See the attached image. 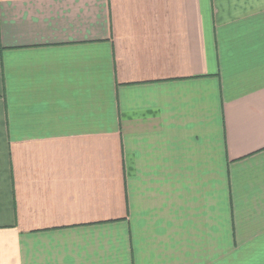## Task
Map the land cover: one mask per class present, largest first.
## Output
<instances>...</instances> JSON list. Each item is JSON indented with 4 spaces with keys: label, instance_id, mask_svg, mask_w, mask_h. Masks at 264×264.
Masks as SVG:
<instances>
[{
    "label": "crops",
    "instance_id": "0c3cea01",
    "mask_svg": "<svg viewBox=\"0 0 264 264\" xmlns=\"http://www.w3.org/2000/svg\"><path fill=\"white\" fill-rule=\"evenodd\" d=\"M0 264H264V0H0Z\"/></svg>",
    "mask_w": 264,
    "mask_h": 264
}]
</instances>
